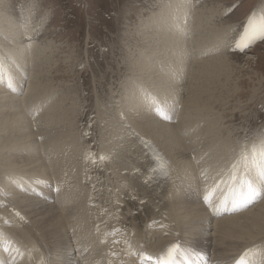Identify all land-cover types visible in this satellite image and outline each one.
Masks as SVG:
<instances>
[{"label": "bare ground", "instance_id": "1", "mask_svg": "<svg viewBox=\"0 0 264 264\" xmlns=\"http://www.w3.org/2000/svg\"><path fill=\"white\" fill-rule=\"evenodd\" d=\"M188 2L158 4V10L172 8L164 18L158 19L159 11L151 13L135 29L145 50L132 43L138 50L129 51L124 81L112 93L115 108L109 105L110 118L103 119L106 129L99 135L97 154L103 159L94 165L92 153L84 155L86 151L78 149L82 138L75 116L80 97L75 99V88L66 82L54 85L51 41H33V26L24 25L26 32L19 27L22 13L12 10L14 1L0 0V264H143L154 257L165 264L174 260L173 251L184 248L207 254L211 264H264V145L250 149L243 169L235 168V175L227 176L238 157L231 150L234 142L227 132L224 139L222 132L227 116L242 108L236 98L238 85H228V58L214 46L222 29L211 26L206 13ZM183 3L189 6L183 9ZM184 55L188 64L179 61ZM22 75L23 84L28 80L19 97L22 84L14 81ZM59 76L70 77L66 71ZM178 82L185 86L179 88ZM149 83L152 90L146 88ZM119 88L126 94L120 96ZM232 99L235 103L229 102ZM36 101L41 113L31 117ZM95 101L99 125L106 109ZM175 114L177 122L163 120ZM83 156L79 161L88 165L89 173L79 175L75 165ZM101 167L99 185L107 181L103 189H111L110 184L113 189H134L140 199L117 198L114 205L102 201L110 215L98 214L103 211L97 212L102 207L98 205L90 210L92 200L86 203L81 182L94 174L91 169ZM121 170L130 175H121ZM17 174L46 181L54 176L49 182L58 192L46 195L51 191L43 179ZM212 186L226 194L225 205L232 198H244L241 188L262 189V198L240 214L221 216L210 210ZM207 197L212 199L209 206L203 203ZM92 220L97 222L91 225ZM123 220H129V232L121 226Z\"/></svg>", "mask_w": 264, "mask_h": 264}, {"label": "rangeland", "instance_id": "2", "mask_svg": "<svg viewBox=\"0 0 264 264\" xmlns=\"http://www.w3.org/2000/svg\"><path fill=\"white\" fill-rule=\"evenodd\" d=\"M12 1H14V4L12 5V7L14 6V9L12 10H19L22 13L20 18L17 19L19 27L26 32L25 29H27V26L28 28L33 26L31 29L32 34L35 33L33 34V41L38 42L39 40L41 42L43 41V43L46 42V40L51 41V49L54 51L51 63L56 70L52 73V77H56L53 81L54 85L62 87L65 84L64 82H66L65 85H72V87L75 88V91L73 90L75 95L77 94L75 99L78 100L80 97L78 100L79 113L77 112V115L75 116V124H77L76 127L79 128L78 130L82 138V142L78 149L80 151H86L84 155L89 153H87V151H90L93 155L92 163L94 165L98 163V161L100 163L103 158L99 157L100 153L97 154L100 140L99 135H101V131L106 129V123L103 119H109V112H111L110 109L115 108L114 100L116 96L111 97L113 96L112 93H115L118 86L122 85V81H124V76L126 75L123 71L128 68L126 65H129L128 61L131 59V57H128L129 51L134 52L138 50L136 49V46L132 45L137 43V47L141 46V48L145 50V45L141 44L144 41L141 40L139 35H137V32L139 33V31L136 30L139 29L138 27L139 24H141V20L147 18L148 15L156 13L155 11H159L161 14L158 19L164 18L166 9L172 8V6H168L163 10H158L160 6L158 4H163L166 0ZM189 2V5H193L196 9L202 10L201 14L204 12L206 13L207 17L212 20V22L209 23L211 26H215L217 29H222V32L215 40L214 46L219 49L218 53L220 56L228 58L227 61L229 62L228 64L230 68V71L227 72V75H230V78L229 76L227 77L229 78L227 79L228 85H238L237 89L239 96L236 98L242 108L231 113L235 114L233 117L227 116L226 120L228 122H226L222 132L224 133V135L222 134L224 139L226 138L225 136L227 132L229 135L227 137L234 142L231 150H235V152L237 151L236 154L238 158H235L234 161L231 162L232 166L230 168V173L227 175L233 177L235 175V168H238L239 170L241 167L240 169H243L242 165H246L250 158V149L253 150L254 147L264 145V33H260V31L264 32V0H189ZM188 4L183 3L182 8L184 9L188 7ZM148 10H151L152 12ZM26 16H30L29 19L31 20V23L29 20L26 21ZM156 21L159 22V20ZM167 22L168 20H165L164 24ZM187 28H189V23L187 24ZM25 38L28 39L25 40L26 43H28L30 41L29 38L27 36H25ZM180 48L183 55L184 47L180 45ZM166 53L169 55L173 54L169 52ZM186 58L187 57L184 55L179 61H183V64H188ZM67 60L69 64L65 63ZM65 71L69 72L71 78L66 77V80H62V77L60 78L59 75H63ZM0 75H2L1 71ZM187 76L188 74L185 79L188 78ZM23 78L25 79L22 75L20 80L18 78L14 81L15 85L18 84L19 86V84H22V88L18 92H21L19 97L24 96L27 87L28 79L26 78V82L23 84ZM186 80H184V84L187 83ZM168 82L171 83V81ZM184 84L178 82V87L181 88L185 86ZM0 85L3 84L0 82ZM148 85L149 86L146 85V88L148 87L147 89L152 90L154 88V86H152L153 84L149 83ZM133 87L134 85L130 86V91H132ZM119 89V95H124L126 91L122 88ZM36 97L40 98V96ZM36 97H34V99H36ZM43 97L41 100L44 99ZM97 99L106 109L105 116L102 118V124L99 123V125L97 119H101V117L96 113L97 107L95 105V100ZM122 100L123 99L121 98V103H123ZM229 102L235 103V100L232 99ZM31 103L33 102H30V104ZM34 106V110L31 112L34 114L31 117H38L39 113H41L38 109L39 106L41 107L39 101H36ZM36 108L38 111H36ZM101 109L103 108L101 107ZM227 109L229 110L231 107L229 106ZM31 113L28 115L30 116ZM114 115L115 114H113V118H115ZM187 116L191 119L190 115ZM176 117L177 114H175V118L173 117L171 119L163 120L174 123L177 122L178 117ZM232 118L233 120L229 121ZM35 138L39 143L41 142L39 135H36ZM199 140L203 144L206 142L203 138ZM199 140H196L194 145H198ZM235 145L236 147L233 148ZM247 147L249 149H247ZM42 152L43 151H41V153ZM245 152L249 153L245 154ZM233 153L231 152L229 155ZM78 158L77 161L80 162L79 160H83L84 156ZM128 160L130 159L128 158L127 161ZM229 164L227 165V168L230 167ZM75 166L80 169L79 175H81L82 172L89 173L88 165L85 163H76ZM102 169L103 167L97 168L96 171H94L95 169H91L90 171H92V173L94 172V174H91L88 181L81 182L85 186L84 191L85 199L87 198L85 200L86 203L90 200H94L93 203L92 201L88 203L87 207L91 204L89 209H92V207L96 205L102 206H97L99 208H97V212L100 209H103V211L100 210L101 212H98V214L102 215V213L107 214L108 210L111 211V209L103 206L101 203L102 201L105 204L107 203V205L109 203L114 205L118 201L117 198H119V200H134L135 202L137 198L138 200L140 199L138 196L139 192L135 191L134 193V189H113L115 187L114 184H110L112 187L111 189L108 187L103 189L107 181H103L101 185H99L98 182L100 181L98 178L100 177L99 175ZM119 172H121V175L123 176L130 175L127 170H121ZM17 176L23 179L26 177H28V179L36 176L38 178L40 177L43 179V184L46 188L52 192H46V195H56L58 192V187L49 182L50 180L52 182V177L54 176H51L49 181H46V179L38 175L25 176V174H17ZM67 179H69V176ZM73 179L75 180V177H73ZM67 184H70L69 180L67 181ZM210 189H215L212 190V192L216 198L222 195V189L219 187L212 186ZM86 190L89 194L86 193ZM126 193H128V195ZM130 193L131 195H129ZM115 194L117 197L113 198L112 196H115ZM96 195L99 196L98 200H96ZM98 201L100 202V205ZM112 201L114 202L112 203ZM89 209L88 211L91 210ZM131 214L136 215L137 211ZM100 218L102 220V217ZM103 219L109 221L106 218ZM121 219L122 218L119 220L121 221ZM93 222L96 223L97 221L92 220L91 225L94 224ZM128 222L125 220H123L122 223L120 222L122 227L125 226L124 229L127 232L130 231V226H128L130 222L129 224ZM71 230L74 231V228ZM71 230H69V233L73 232ZM261 243L264 245V241Z\"/></svg>", "mask_w": 264, "mask_h": 264}]
</instances>
